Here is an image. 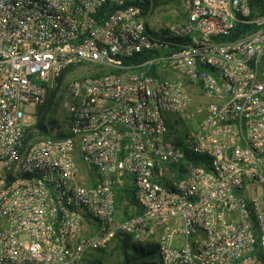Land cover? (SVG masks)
Listing matches in <instances>:
<instances>
[{
  "label": "built area",
  "instance_id": "1",
  "mask_svg": "<svg viewBox=\"0 0 264 264\" xmlns=\"http://www.w3.org/2000/svg\"><path fill=\"white\" fill-rule=\"evenodd\" d=\"M150 1L0 0V264H84L118 237L152 264H264V14ZM60 90L64 125L40 112Z\"/></svg>",
  "mask_w": 264,
  "mask_h": 264
},
{
  "label": "trees",
  "instance_id": "2",
  "mask_svg": "<svg viewBox=\"0 0 264 264\" xmlns=\"http://www.w3.org/2000/svg\"><path fill=\"white\" fill-rule=\"evenodd\" d=\"M179 4L177 0H153L154 7H158L162 4ZM133 4L137 6L143 7L145 12H148L151 1L150 0H135ZM251 7L253 10V15H262L264 14V0H251ZM254 27L250 25H239L233 34L232 37L229 39H237L241 38L246 34H249L253 32ZM158 54V51H147L141 54H138L132 58L126 59L125 62L128 64L131 63H139L143 62L147 59L153 58ZM74 68H69L65 73L63 74L62 78L60 79V82L65 78L66 74L73 70ZM56 96V92L52 93L49 97L47 104L44 107L40 108L41 113H46L49 110L48 108L51 107V105L54 103V97ZM39 127L46 132L44 126H43V120L40 122ZM173 131L175 127H172ZM181 141H177V143H180ZM187 161H191L197 165H203L209 169L210 161L209 158L205 156H196L192 153H188L186 156ZM117 206L118 210L121 215H124L125 217H130L129 215V209L132 207L136 208L134 209L135 213L132 216L140 215L142 213L141 208L138 206V203L135 199V191L133 186L130 184H125L122 187H120L117 190ZM115 249L121 252L122 260L119 264H152V261L157 257V246L156 245H150L148 248H145L143 245H139L136 243H133L130 241L128 237H118L115 242ZM107 249H104L102 251H99L97 253H105L107 252ZM95 253V254H97ZM95 254L89 255L88 258L85 259L84 264H104L101 259H99Z\"/></svg>",
  "mask_w": 264,
  "mask_h": 264
},
{
  "label": "rangeland",
  "instance_id": "3",
  "mask_svg": "<svg viewBox=\"0 0 264 264\" xmlns=\"http://www.w3.org/2000/svg\"><path fill=\"white\" fill-rule=\"evenodd\" d=\"M179 10L180 12H182V7H181V3L178 4ZM159 12V11H158ZM153 23L154 24H163L165 23L162 18L160 17L159 14L156 15V17H154L153 19ZM97 68H95L94 66H92L91 64L86 65L85 67H79L76 69H73L71 71H69L65 78L67 80L74 78V77H82V76H86V75H91V74H97ZM54 103L51 105L50 108H48L49 110L47 111L51 113V121L53 124L55 123H62V125L67 123V117L68 114L66 112V110L63 108V105L61 103H63V91H57L56 92V96L54 97ZM46 114V113H45ZM66 122V123H65ZM191 123V122H190ZM145 248H148V245H143ZM115 244L113 243L107 250V252L105 253H97L95 254L99 259H101V261L104 264H119L122 260L121 257V252L115 249Z\"/></svg>",
  "mask_w": 264,
  "mask_h": 264
}]
</instances>
